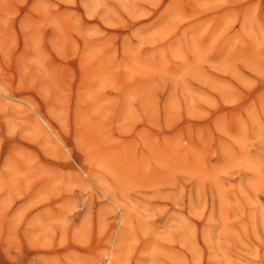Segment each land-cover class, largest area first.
I'll list each match as a JSON object with an SVG mask.
<instances>
[{"label":"rangeland","instance_id":"obj_1","mask_svg":"<svg viewBox=\"0 0 264 264\" xmlns=\"http://www.w3.org/2000/svg\"><path fill=\"white\" fill-rule=\"evenodd\" d=\"M0 264H264V0H0Z\"/></svg>","mask_w":264,"mask_h":264}]
</instances>
